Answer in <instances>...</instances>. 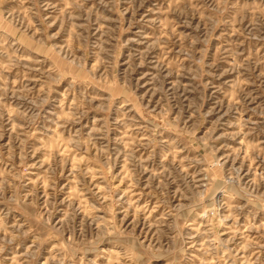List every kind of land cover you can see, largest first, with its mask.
Here are the masks:
<instances>
[{"label": "rangeland", "instance_id": "obj_1", "mask_svg": "<svg viewBox=\"0 0 264 264\" xmlns=\"http://www.w3.org/2000/svg\"><path fill=\"white\" fill-rule=\"evenodd\" d=\"M0 264H264V0H0Z\"/></svg>", "mask_w": 264, "mask_h": 264}]
</instances>
